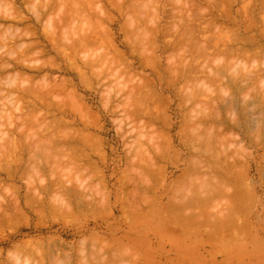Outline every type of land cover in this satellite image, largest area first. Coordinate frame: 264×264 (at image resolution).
<instances>
[{
	"label": "rangeland",
	"instance_id": "1",
	"mask_svg": "<svg viewBox=\"0 0 264 264\" xmlns=\"http://www.w3.org/2000/svg\"><path fill=\"white\" fill-rule=\"evenodd\" d=\"M0 1V44L3 43L0 45V59L4 58V62H0L3 64V67L0 65V80L3 83L0 86L7 80L6 86L0 88V92H5L2 95L7 97L0 96V101L8 99L6 101L11 102L12 99L15 102L8 106L5 101V106L0 109L1 112L2 107L7 109L5 113H1L0 119V125H4L1 126L0 132V210L3 209L0 211V264L20 263L17 258H23L24 264H54L57 259L61 262L56 261L55 264H264V0H193L194 5L192 0H146L150 2L147 8H144L147 4L140 5L141 0H110L111 3L108 0H99L97 3L95 1L98 0H91L95 5L90 1L88 3V0H72L75 1L74 5L71 0L65 2L67 5L63 3L64 0H50L53 2L50 3L51 7L47 0H43L46 5L42 0ZM8 8H12L13 12ZM3 11H8V14L2 15ZM10 15L12 19L8 18ZM51 24L52 26H49ZM177 29L180 31L177 32ZM86 33H90V36L88 34L83 37ZM5 34L10 40H6ZM10 37L17 41L11 40ZM82 38L86 40V44ZM72 44L74 47H71ZM20 45H24L21 46L22 49ZM28 45L33 48L30 49ZM2 46H5V49L7 46L9 51ZM27 48L29 50L26 52L24 49ZM21 50H24L23 53ZM25 55L28 57L23 58ZM17 56H22L18 60L19 64L21 62L20 66L16 64ZM7 57L9 59H6ZM99 57V62L94 60ZM5 59L9 60L8 64ZM28 59L29 62H26ZM90 59L92 61L89 62ZM87 62L88 65L85 64ZM91 64L95 66L91 67ZM95 74H98L97 77ZM246 75H250L252 80L246 77L243 81ZM17 82H20V89ZM24 97L28 100L23 101ZM14 106H18V109ZM34 106V112L39 111L37 115L32 111ZM44 110V114H40ZM143 110H146V113ZM216 111L221 116L217 114L216 117ZM147 112L149 115H146ZM4 114L7 116L3 118ZM54 114L55 119H52ZM32 115L37 118L31 117ZM218 117H222L223 122ZM22 118L25 120L22 121ZM32 120H35L34 123ZM42 120L45 124L48 123L47 127H44ZM26 121L29 122L26 124ZM39 121L43 123L41 126ZM50 122H53L52 126ZM59 122L62 124L58 126ZM54 124L58 126V130ZM27 125L33 126L30 127L32 129H28ZM219 125L221 128L216 130L222 132H215L214 128ZM37 126L40 129L36 128ZM19 127L33 132L27 133V129L20 131ZM211 127H214L213 131ZM205 129L207 134L203 132ZM210 129L211 132L224 136V141H219V145L223 143L219 146L220 149H215L214 146L218 139H214V142L217 141L213 145L210 141L212 137L221 138V135L215 137L216 134L211 133ZM148 130H151L153 136H159V139H156V136L155 139L150 137ZM199 130H203L202 133H199ZM43 132L50 136L55 135L53 141H48L49 146L44 143L47 140L42 137L48 135ZM74 132H77L78 136ZM66 133H74L77 138H72L73 134H70L73 140L69 141V134ZM210 134L214 136L208 137ZM50 136L48 138L52 139ZM15 137L16 139H13ZM30 139H33V143ZM39 139L40 143L43 142L40 146L45 144L43 149L49 147L50 151L46 148L43 154V149L39 150L41 147L37 149ZM153 140L155 142H152ZM88 141L92 144L89 145ZM91 141L96 144L93 145ZM227 141L229 145L226 144ZM29 142L31 147H28ZM56 146L65 152L53 150ZM15 150L17 152H14ZM51 150L52 153L56 152L54 155L59 151L63 154H68L69 151L70 153L68 157H59L61 160L57 162L53 161L55 159L52 158L54 155ZM217 150L222 158L223 155L226 156L225 160L220 158ZM78 151L85 153L79 154ZM3 153L7 155L4 156ZM71 153L73 157L79 154V160L76 157L70 158ZM9 154L13 155V159L9 160ZM144 157H148V160ZM14 159H19V163ZM26 162L28 163L25 164ZM55 162L60 163L59 167L66 162L67 167L61 166L63 170H60ZM222 163H225V166ZM233 164L236 165L235 168ZM155 165H159V168ZM230 165L232 166L229 167ZM54 166L57 169L53 170ZM74 166L79 169L76 168V171ZM223 167L229 171H225ZM155 170L160 171L162 175L160 172L157 174ZM9 172L11 176L8 175ZM211 187L218 189L213 190ZM251 187L252 192H256H253V196L249 192ZM219 188L225 192L223 190L221 193ZM66 190V198L61 199L65 197L63 195ZM70 192L72 193L69 194ZM33 194H36L35 198ZM208 197L215 200L211 202L212 199L207 200ZM197 199L200 201L197 202ZM204 200L208 202L209 207H206L207 202ZM44 201L46 202L43 203ZM61 201L63 205L67 202L65 207L60 204ZM148 202L152 203L148 205ZM134 205L139 206L140 211L139 207L136 209ZM141 206L144 208L141 209ZM17 207L20 208L19 211ZM6 208L8 212L4 211ZM34 208H38V211ZM41 208L44 210L39 211ZM59 208L63 209L59 211ZM230 208L244 214L241 213L240 216ZM64 209H69L70 214ZM228 211H231L234 218L230 217ZM63 212L64 214H60ZM218 227H221L219 233ZM228 227L232 228L227 233ZM27 246L34 247L29 250ZM25 251L28 256L24 255ZM53 254H57L56 257ZM25 259H29L30 263H26ZM53 259L56 260L53 262ZM45 260L46 263H43Z\"/></svg>",
	"mask_w": 264,
	"mask_h": 264
},
{
	"label": "bare ground",
	"instance_id": "2",
	"mask_svg": "<svg viewBox=\"0 0 264 264\" xmlns=\"http://www.w3.org/2000/svg\"><path fill=\"white\" fill-rule=\"evenodd\" d=\"M42 1H43V0H42ZM42 1H41V3H42ZM45 1H46V0H45ZM58 1H60V0H58ZM61 1H63V0H61ZM69 1H70V0H69ZM77 1H78V0H77ZM82 1H83V0H82ZM89 1H90V2H93V1H91V0H88V3H89ZM108 1H109V3H111L110 0H108ZM118 1H119V0H118ZM138 1H140V0H138ZM145 1H146V0H145ZM151 1H152V0H151ZM183 1H184V0H183ZM0 2H1V1H0ZM47 2L49 3V7H51V6H50V3L52 4L53 2H51L50 0H49V1L47 0ZM65 2H67V0H64V1H63V3H65ZM71 2H72V4L74 5V2H75V1H72V0H71ZM71 2H70V3H71ZM79 2L81 3V1H79ZM79 2H78V3H79ZM84 2H85V1H84ZM95 2L97 3V2H99V0H98V1H95ZM95 2H93V4H94ZM133 2H134V1H133ZM147 2H148V3H147ZM186 2H187V4H188V1H186ZM1 3H2V2H1ZM48 3H47V5H48ZM58 3H59V2H58ZM61 3H62V2H61ZM63 3H62V4H63ZM80 3H79V5H80ZM112 3H113V2H112ZM116 3H117V2H116ZM138 3H139V2H138ZM142 3H144L145 5L147 4L146 7H144V8L149 7V6H148L149 3H150L149 1H146V3H145L144 1L142 2V0H141L140 5H141ZM151 3H152V2H151ZM153 3H155V1H153ZM191 3H192V5H194V4H193V3H194L193 0H192ZM43 4L46 5L44 1H43ZM81 4H82V3H81ZM90 4H92V3H90ZM117 4H118V3H117ZM195 4H196V3H195ZM44 5H43V6H44ZM65 5H67V4L65 3ZM68 5H69V2H68ZM94 5H95V4H94ZM114 5H116V4H114ZM145 5H144V6H145ZM150 5H151V4H150ZM3 6H5V4H3ZM7 6H9V5H7ZM69 6H70V5H69ZM90 6H91V5H90ZM189 6H190V5H189ZM0 7H2V5H1ZM34 7H35V6H34ZM72 7H74V6H72ZM95 7H96V6H95ZM151 7H152V5H151ZM82 8H83V7H82ZM88 8H89V4H88ZM92 8H94L93 5H92ZM2 9H3V8H2ZM8 9L10 10V9H12V8H8ZM8 9H7V10H8ZM43 9H44V8H43ZM46 9H47V7H46ZM46 9H45V10H46ZM50 9H52V8H50ZM84 9H85V8H84ZM0 10H1V9H0ZM9 10H8V11H9ZM48 10H49V8H48ZM89 10H90V9H89ZM148 10H149V9H148ZM5 11H6V10H5ZM8 11H7V12H4V11H3L4 13H2V15H3V14L5 15V13L8 14ZM14 11H15V10H14ZM46 11H47V10H46ZM46 11H45V12H46ZM90 11H91V10H90ZM1 12H2V10H1ZM11 12H13V9H12ZM15 12H16V11H15ZM15 12H14V14H15ZM33 12L35 13L36 11H33ZM39 12H40V11H39ZM146 12H147V11H146ZM9 13H10V11H9ZM47 13H48V12H47ZM7 14H6V15H7ZM40 14H43V13H40ZM45 14H46V13H45ZM45 14H43V15H45ZM69 14H70V13H69ZM147 14H148V13H147ZM11 15H13V13H11ZM11 15H10V17L8 16L9 19L12 17ZM37 15H38V14H37ZM43 15H42L41 17H43ZM71 15H72V13H71ZM224 15H225V12H224ZM226 15H227V14H226ZM226 15H225V17H226ZM13 16H15V15H13ZM146 16H147V15H146ZM146 16H144V17H146ZM153 16H154V15H153ZM153 16H152V17H153ZM229 16H230V15L228 14V17H229ZM41 17H40V18H41ZM148 17H149V16H148ZM148 17H147V18H148ZM152 17H151V18H152ZM228 17H227V18H228ZM2 18H3V17H2ZM149 18H150V17H149ZM154 18H155V17H154ZM154 18H153V19H154ZM230 18H231V17H230ZM3 19H4V18H3ZM11 19H12V18H11ZM68 19H69V18H68ZM36 20H40V19H37V18H36ZM144 20H145V19H144ZM188 21H189V20H188ZM40 22H41V20H40ZM19 23H20V22H19ZM38 23H39V22H38ZM50 23H51V22H50ZM84 23L86 24V22H84ZM212 23H213V22H212ZM53 24H54V23H53ZM188 24H189V23H188ZM188 24H187V25H188ZM83 25H84V24H83ZM207 25H209V24H207ZM213 25H216V23H213ZM49 26H52V24L49 25ZM49 26H48V27H49ZM98 26H100V25H98ZM174 26H175V25L172 26L173 29H174ZM247 26H248V25H247ZM84 27H85V26H84ZM177 27H178V26H177ZM184 27H185V26H184ZM184 27H183V28H184ZM191 27H192V26H190V32H191ZM207 27H209V26H207ZM207 27H206V28H207ZM245 27H246V26H245ZM50 28H51V27H50ZM53 28H55V27H53ZM53 28H52V29H53ZM65 28H66V27H65ZM172 28H171V29H172ZM202 28H204V27H202ZM8 29H10V28H8ZM13 29H15V27H13ZM66 29H67V28H66ZM184 29H185V28H184ZM193 29H194V28H193ZM204 29H205V28H204ZM204 29H203V30H204ZM10 30H11V29H10ZM141 30H142V29H141ZM206 30H207V29H206ZM30 31H31V30H30ZM32 31H33V30H32ZM91 31H92V30H91ZM97 31H98V29H97ZM179 31H180V30H179ZM179 31H178V29H177V32H179ZM188 31H189V30H188ZM188 31H187V32H188ZM66 32H67V31H66ZM98 32H99V31H98ZM175 32H176V30H175ZM192 32H193V31H192ZM195 32H196V30H195ZM197 32H200V31H197ZM263 32H264V30H263ZM1 33H2V32H1ZM193 33H194V32H193ZM2 34H3V33H2ZM2 34H1V35H2ZM6 34H7V33H6ZM6 34H5L4 36H6V40H7V39H9V38H8L9 36H7ZM11 34H12V32H11ZM24 34H26V31L24 32ZM24 34H23V35H24ZM29 34H30V33H29ZM34 34H35V32H34ZM86 34H87V33H86ZM86 34H84L85 36H84V35H82V36H83V37H86V36H88V34H89V36H90V33H88L87 35H86ZM96 34H97V33H96ZM180 34H181V33H180ZM184 34H185V33H184ZM186 34H187V33H186ZM263 34H264V33H263ZM12 35H13V34H12ZM31 35H32V34H31ZM32 36H34V35H32ZM32 36H30V37H32ZM185 36H186V35H185ZM13 37H14V35H13ZM20 37H22V39H24L23 36H20ZM24 37H25V36H24ZM28 37H29V36H28ZM28 37H26V38H28ZM10 38H11V37H10ZM17 38H18V35H17L16 39H17ZM82 39H83V38H82ZM82 39H80V40H82ZM2 40H4V39H2ZM9 40H10V39H9ZM9 40H8V41H9ZM11 40H14V39L11 38ZM80 40H79V41H80ZM83 40H84V39H83ZM14 41H17V40H14ZM14 41H13V42H14ZM85 41H86V40H84V43H85ZM2 42H4V41H2ZM6 42H7V41H6ZM80 42L82 43V41H80ZM251 42H252V41H251ZM17 43H18V42H17ZM78 43H79V42H78ZM84 43H82V44H84ZM253 43H254V42H253ZM2 44H3V43H1L0 45H2ZM20 44H21V43H20ZM66 44H67V43H66ZM76 44H77V41H76ZM79 44H80V43H79ZM85 44H86V43H85ZM4 45H6L5 42H4ZM7 45H8V44H7ZM24 45H25V44H24ZM24 45H20V48L22 49V47H23ZM21 46H22V47H21ZM31 46H32V45H31ZM83 46H84V45H83ZM2 47H4V49H5V46H2ZM18 47H19V46H18ZM25 47H26V46H25ZM27 47L30 48L29 45H28ZM71 47H74V44H72ZM0 48H1V47H0ZM7 48H8V47L6 46V49H5V50L9 51V48H8V49H7ZM32 48H33V47H32ZM32 48H30V49H32ZM261 48H262V47H261ZM263 48H264V47H263ZM11 50H12V49H10V51H11ZM14 50H15V49H14ZM24 50L27 52V50H29V49L27 48V49H24ZM24 50H21V52L24 51ZM262 50H263V49H262ZM242 51H243V50H242ZM263 51H264V50H263ZM16 52H17V51H16ZM243 52H244V51H243ZM245 52H246V50H245ZM1 53H2V52H1ZM9 53H10V52H9ZM11 53H12V51H11ZM22 53H23V52H22ZM263 53H264V52H263ZM7 54H8V53H7ZM7 54H6V55H7ZM13 54H14V52H13ZM24 54H27V53H24ZM28 54H29V52H28ZM4 55H5V54H4ZM6 55H5V56H6ZM7 56H9V54H8ZM22 56H23V55H22ZM22 56H20V57L17 56V63L15 62L16 64H19V63H18V60H20V58H21ZM25 56H26V57H23V58H27V57H28V55H25ZM9 57H10V56H9ZM14 58H15V57H14ZM23 58H22V59H23ZM97 58H98V57H97ZM103 58H104V57H103ZM103 58H102V59H103ZM105 58H106V57H105ZM105 58H104V59H105ZM1 59H2V58H1ZM1 59H0V60H1ZM3 59H4V58H3ZM3 59H2V61H0V62H4ZM6 59H9V58L7 57ZM6 59H5V61H7ZM100 59H101V57H99L98 60H96V59H94V60L99 62ZM104 59H103V61H104ZM26 60H27V59H26ZM70 60H71V59H70ZM8 61H9V60H8ZM8 61L6 62L7 64H8ZM12 61H13V60H12ZM30 61H31V60H30ZM87 61H88V60H87ZM90 61H92V60L90 59L89 62H90ZM95 61H94V62H95ZM19 62H20V61H19ZM26 62H29V59H28V61H26ZM94 62H93V63H94ZM101 62H102V61H101ZM101 62H100V64H102ZM30 63H31V62H30ZM91 63H92V62H91ZM95 63H96V62H95ZM4 64H5V63H4ZM20 64H21V62H20ZM20 64H19V66H20ZM85 64L88 65V62L85 63ZM96 64H98V63H96ZM104 64H105V63H104ZM104 64H103V65H104ZM107 64H108V63H107ZM0 65H1V64H0ZM2 65H3V64H2ZM2 65H1V66H2ZM1 66H0V67H1ZM5 66H6V65H5ZM14 66H15V65H14ZM84 66H85V65H84ZM89 66H90V65H89ZM89 66H88V67H89ZM92 66H93V65L91 64V67H92ZM94 66H95V65H94ZM94 66H93V67H94ZM236 66H237V65H236ZM236 66H235V69H236ZM2 67H3V66H2ZM2 67H1V68H2ZM27 67H28V66H27ZM6 68H7V66H6ZM6 68H5V70H6ZM100 68H101V67H100ZM244 68H245V67H244ZM244 68H243V69H244ZM37 69H38V68H37ZM95 69H96V68H95ZM31 70H32V69H31ZM0 71H1V70H0ZM2 71H3V69H2ZM263 72H264V71H263ZM97 75H98V74H95L96 77H97ZM258 75H259V74H258ZM260 75H261V74H260ZM260 75H259V76H260ZM249 76H250V75H246V76H244L245 78H243L242 80L245 81L247 78H248V80H250L252 77L249 78ZM256 76H257V75H256ZM262 76H264V74H263ZM246 77H247V78H246ZM256 78H257V77H256ZM12 79H13V78H12ZM244 79H245V80H244ZM9 80H10V79H9ZM14 80H16V79H14ZM251 80H252V79H251ZM262 80H263V79H262ZM2 81H3V80H2ZM6 81H7V80H6ZM6 81H5V83H6ZM18 81H19V80H18ZM10 82H11V81H10ZM15 82H16V81H15ZM258 82H259V80H258ZM260 82H261V80H260ZM1 83H2V82H1V80H0V85H1ZM5 83H4L3 86H6ZM8 83H9V82H8ZM2 84H3V83H2ZM9 84H10V83H9ZM11 84H12V83H11ZM14 84H15V83H14ZM16 84H18V82H17ZM19 84H20V82H19ZM19 84H18L17 87H19ZM21 84H22V82H21ZM22 85H23V84H22ZM3 86H0V88H1V87L3 88ZM14 86H15V85H14ZM13 88H14V87H13ZM21 88L23 89V87H21ZM9 89H10V88H9ZM11 89H12V88H11ZM11 89H10V90H11ZM18 89H20V87H19ZM22 89H21V90H22ZM14 90L17 91V89H15V88H14ZM27 90H28V89H27ZM0 91H1V89H0ZM31 91H32V89H31ZM33 91H34V89H33ZM51 91H52V90H51ZM12 92H13V90H12ZM17 92H19V91H17ZM56 92H57V91H56ZM0 93H1V94H0L1 97H7V96H5L4 94L2 95V93H5V92H0ZM8 93H9V92H8ZM8 93H7V94H8ZM19 93H20V92H19ZM27 93H28V92H26V94H27ZM53 93H54V92H52V94H53ZM57 93H58V92H57ZM60 93H61V92H60ZM60 93H58V94H60ZM7 94H6V95H7ZM9 94H10V93H9ZM15 94H16V93H15ZM24 94H25V93H24ZM36 94H37V93H36ZM36 94H35V95H36ZM20 95H21V94H20ZM27 95H28V94H27ZM33 95H34V94H32V97H34ZM37 95H38V94H37ZM8 96H9V95H8ZM22 97H23V96H22ZM32 97H31V98H32ZM38 97H39V96H38ZM17 98H18V94H17ZM17 98H16V99H17ZM25 98H27V97H24V98H23V101L28 100V99H25ZM35 98H36V97H35ZM9 99H10V97H9ZM18 99H19V98H18ZM36 99H37V98H36ZM6 100H8V99H6ZM6 100H2V101L5 102ZM30 100H31V99H30ZM9 101H10V100H9ZM9 101H6V102H8V106H10L12 103H13V104L15 103V102H13L12 99H11V102H12V103L9 102ZM21 101H22V100H20V102H21ZM39 101H40V100H39ZM39 101H38V102H39ZM0 102H1V101H0ZM3 102H1V103H3ZM6 102H5V103H6ZM40 102H41V101H40ZM1 103H0V109H1V106H5L4 103H3L2 105H1ZM9 103H10V104H9ZM22 103H23V102H22ZM32 103H33V102H32ZM42 103H44V102H42ZM42 103H41V104H42ZM13 104H12V105H13ZM36 104H37V103H36ZM44 104H45V103H44ZM44 104H43V105H44ZM17 105H18V104H17ZM31 105H32V104H31ZM45 105H46V107H48L47 104H45ZM22 106H23V105H22ZM22 106H21V108L24 109V107H22ZM25 106H26V104H25ZM36 106H37V105H36ZM49 106H50V105H49ZM51 106H52V105H51ZM6 107H7V104H6ZM14 107H15L16 109H18V106H17V107L14 106ZM28 107H29V106H28ZM37 107H38V106H37ZM2 108H3V111H2V112L5 113V110H7V109H5V107H2ZM7 108H8V107H7ZM15 108H13V110H14ZM21 108H20V109H21ZM26 108H27V107H26ZM29 108H30V107H29ZM41 108H42V106H41ZM44 108H45V107H44ZM48 108H49V107H48ZM51 108H53V107H51ZM30 109H32V108H30ZM30 109H29V111H30ZM33 109H34V110H32L33 112L36 111V110H35V106H34ZM39 109H40V108H39ZM42 109H43V108H42ZM40 110H41V109H40ZM21 111H23V110H21ZM144 111H145V112H144ZM148 111H149V110H148ZM2 112H1V110H0V115H1L0 119L2 118V114H3ZM23 112H24V111H23ZM30 112H31V111H30ZM30 112H28V114H29ZM38 112H39V111H37V113H36V112H34V113L37 115ZM44 112H45V110L42 111V112H40V114H41V113L44 114ZM143 112L146 113V110H143ZM216 112H217V111H216ZM216 112H215V115H216V117H217V116L219 115V114H218L219 112H217V113H216ZM1 113H2V114H1ZM34 113H33V114H34ZM67 113H68V112H67ZM147 113H148V112H147ZM24 114H26V112H25ZM28 114H27V115H28ZM30 114H31V113H30ZM30 114H29V115H30ZM40 114H39V115H40ZM51 114H53V113H51ZM51 114H50V115H51ZM217 114H218V115H217ZM27 115H26V116H27ZM36 115H34V116L32 115L31 117H34V118H35ZM45 115H47V114H45ZM50 115H49V116H50ZM146 115H149V113L146 114ZM4 116H7V114H6V115L4 114V115H3V118H4ZM12 116H13V115H12ZM24 116H25V115H24ZM219 116H221V115H219ZM8 117H9V116H8ZM8 117H7V119H8ZM10 117H11V115H10ZM10 117H9V118H10ZM20 117H21V116H20ZM41 117H42V116H41ZM43 117H44V116H43ZM47 117H48V116H47ZM147 117H148V116H147ZM27 118H28V117H27ZM27 118H26V120H27ZM29 118H30V117H29ZM36 118H37V117H36ZM38 118L41 119L40 117H38ZM44 118H46V117H44ZM51 118H52V117H51ZM218 118H219V117H218ZM221 118H222V117H221ZM221 118H219V119L221 120ZM11 119H13V118L11 117ZM20 119H21V118H20ZM23 119H24V118H22V121H23ZM39 119H38V120H39ZM52 119H55V114H54V118H52ZM24 120H25V119H24ZM222 120H223V119H222ZM222 120H221V122H223ZM10 121L13 122V120H10ZM33 121H35V120H32V122H33ZM43 121H44V120H42L41 122H43ZM51 121H52V120H51ZM59 121H60V120H59ZM215 121H216V120H215ZM253 121H254V120H253ZM261 121H262V120H261ZM12 122H8V123L10 124V123H12ZM27 122H29V121H26V124H27ZM48 122H49V120H48ZM147 122H148V121H147ZM218 122H219V121H218ZM218 122H217V123H218ZM247 122H248V121H247ZM262 122H263V121H262ZM18 123L20 124V122H18ZM21 123H22V122H21ZM30 123H31V122H30ZM33 123H34V122H33ZM35 123H36V122H35ZM50 123H51L50 125L52 126V125H53V124H52L53 122H50ZM60 123H61V122H59L57 125L59 126V125L62 124V123H61V124H60ZM235 123H236V122H235ZM249 123H250V122H249ZM254 123H255V122H254ZM0 124H1V122H0ZM4 124H5V123H4ZM19 124H17V125H19ZM22 124H24V122H23ZM28 124H29V123H28ZM39 124H40V126H41V124H43V123H40V121H39ZM55 124H56V123H55ZM55 124H54V126H55ZM83 124H86V123H83ZM215 124H216V123H215ZM218 124H219V123H218ZM218 124H217V125H218ZM220 124H221V126H222V123H220ZM236 124H237V123H236ZM258 124H259V123H258ZM2 125H3V123H2ZM2 125H0V132H1V126H2ZM15 125H16V124H15ZM35 125H36V124H35ZM44 125H45L44 127H47L46 125H48V123L45 124V121H44ZM198 125H199V124H198ZM198 125H197V126H198ZM217 125H216V126H217ZM238 125H239V124H238ZM238 125H237V126H238ZM248 125H249V124H248ZM248 125H247V126H248ZM3 126H4V125H3ZM21 126H22V125H21ZM27 126H28V125H27ZM38 126H39V125H38ZM38 126H37L36 128H38ZM40 126H39V127H40ZM54 126H53V127H54ZM58 126H55V127H57V130H58ZM143 126H144V125H143ZM143 126H142V127H143ZM194 126H195V125H194ZM197 126H195V127H197ZM221 126L219 125L218 127H215V128H214V127H211V128H212V131H213L214 129L216 130V129L219 128V127L221 128ZM237 126H235V127H237ZM15 127H16V126H15ZM28 127H29V126H28ZM30 127H33V126H30ZM30 127H29L28 129H32V128H30ZM44 127H43V128H44ZM55 127H54V128H55ZM61 127H63V126H61ZM84 127H85V126H84ZM86 127H87V126H86ZM251 127H252V126H251ZM251 127H250V128H251ZM259 127H260V126H259ZM261 127H262V124H261ZM263 127H264V126H263ZM7 128H8V127H7ZM25 128H26V127H25ZM40 128H41V127H40ZM40 128H38V129H40ZM43 128H42V129H43ZM51 128H52V127H51ZM51 128H50V130H52ZM198 128H200V127H198ZM213 128H214V129H213ZM14 129H17V128H14ZM21 129L23 130L24 128H20V127H19L18 130L21 131ZM26 129H27V128H26ZM26 129H24V130H26ZM28 129H27V130H28ZM38 129H36V130H38ZM46 129H47V128H46ZM46 129H45V131H46ZM48 129H49V128H48ZM85 129H86V128H85ZM87 129H88V128H87ZM87 129H86V130H87ZM203 129H204V128H203ZM207 129H208V128H207ZM233 129H234V128H233ZM246 129H247V128H246ZM254 129H255V127H254ZM254 129H253V131L255 132ZM153 130H154V129H153ZM155 130H156V129H155ZM200 130H201V129H200ZM200 130H199V133H202L203 130H202V131H200ZM247 130H248V129H247ZM42 131H43V130H42ZM59 131H60V130H59ZM59 131H58V132H59ZM148 131H149V130H148ZM148 131H147V132H148ZM150 131H151V130H150ZM150 131H149V133H150L149 135H151L150 137H153V138H154L156 135L153 136V135L151 134ZM156 131H157V130H156ZM196 131H197V130H196ZM217 131H218V130H216L215 132H217ZM220 131H221V130H220ZM220 131H218V132H220ZM253 131H252L251 133H253ZM17 132H18V131H17ZM17 132H16V133H17ZM23 132H24V134H25V131H23ZM23 132H21V133L23 134ZM26 132H27V131H26ZM29 132L32 133L33 131L28 130L27 133H29ZM39 132H41V130H39ZM39 132H38V133H39ZM46 132H48V131H46ZM46 132H43V134H44V135H48V133L45 134ZM53 132H54V131H53ZM56 132H57V131H56ZM61 132H62V131H61ZM77 132H78V131H77ZM77 132H74V133L77 135ZM79 132H80V131H79ZM142 132H143V130H142ZM144 132H146V131H144ZM147 132H146V133H147ZM153 132H154V131H153ZM153 132H152V133H153ZM203 132H205V133L207 134L206 129H205V131H203ZM208 132H209V129H208ZM210 132H211V129H210ZM215 132H211V133H215ZM221 132H222V131H221ZM259 132H262V131H259ZM16 133H15V134H16ZM18 133H19V132H18ZM36 133H37V132H36ZM62 133H63V132H62ZM62 133H61V134H62ZM74 133H72V134H73V137H72V138H74V137L76 136ZM157 133H158V132H157ZM248 133H249V132H248ZM15 134H14V135H15ZM43 134H42V135H43ZM49 134H50V133H49ZM53 134H56V133H53ZM53 134H52V135H53ZM59 134H60V133H59ZM61 134H60V135H61ZM66 134L68 135L69 133H66ZM66 134H64V135H66ZM70 134H71V133H70ZM70 134H69V141H70V139H72V138H70ZM72 134H71V135H72ZM215 134H216V133H215ZM249 134H250V133H249ZM262 134H263V132H262ZM38 135H40V134H38ZM85 135H86V134H84L83 136H85ZM89 135H91V134H89ZM144 135H147V134H144ZM144 135H143V137H145ZM211 135L214 136V134H210V135H207V136L209 137V136H211ZM217 135H218V136L221 135V136H220L221 138H219V137H218V138H214V137L211 136L213 141H212V140L210 141L211 143L213 142V143L211 144V145H213V144L217 141V140H216V141L214 142V139H218V141H217L218 143H217V144H216V143L214 144L215 149H216V148L218 149L219 146H221V145L223 144V143H221V144L219 145V141H221V142L224 141V140H223V137H224V136H223L221 133H220V134H219V133L216 134L215 137H217ZM224 135H225V134H224ZM23 136H25V135H23ZM35 136H37V135H34V137H35ZM49 136H50V135H48V137H49ZM54 136H55V135H54ZM54 136H50V138H52V139H49L47 136H46L47 139H46L45 136H44V137L41 136L42 138H45L44 140H45V141L47 140V142H44V140H42V138H40L39 136H38V137H39L44 143L47 144V143H49L48 141H53ZM56 136H57V135H56ZM77 136H78V135H77ZM77 136H76V138H77ZM87 136H88V134H87ZM139 136H140V135H139ZM147 136H148V135H147ZM147 136H146V137H147ZM205 136H206V135H205ZM222 136H223V137H222ZM233 136H234V135H233ZM2 137H3V136H2ZM2 137H1V138H2ZM18 137H19V136H18ZM29 137H30V136H29ZM29 137H28V138H29ZM34 137H32V138H34ZM38 137H37V139H38ZM62 137H64L63 134H62ZM85 137H86V136H85ZM89 137H90V136H89ZM141 137H142V134H141ZM156 137H158V138H156V139H159V136H156ZM160 137H161V136H160ZM250 137H251V136H250ZM26 138H27V137H26ZM59 138H60V136L58 137V139H59ZM64 138H65V137H64ZM64 138H63V139H64ZM66 138H67V137H66ZM79 138H80V137H79ZM83 138H84V137H83ZM153 138H152V139H153ZM254 138H256V137H254ZM13 139H16V137L13 138ZM34 139H35V138H34ZM40 139H39V140H40ZM58 139H57V141H58ZM60 139H62V138H60ZM60 139H59V140H60ZM84 139H85V138H84ZM87 139H88V138H87ZM147 139L149 140V138H147ZM154 139H155V138H154ZM220 139H222V140H220ZM250 139H251V138H250ZM17 140H18V139H17ZM17 140H16V141H17ZM32 140H33V139H32ZM32 140L30 139L31 142H32ZM35 140H36V139H35ZM41 140H40L38 143L35 142V143H37V144L39 145V146H37V149H39L38 147H41L40 145L43 143V142L40 143ZM64 140L67 141L66 139H64ZM72 140H73V139H72ZM72 140H71V141H72ZM81 140H83V139H81ZM92 140H93V139H92ZM226 140H227V139H226ZM16 141H13V142L16 143ZM54 141H55V140H54ZM57 141H56V142H57ZM60 141H61V140H60ZM65 141H64V142H65ZM93 141H95V140H93ZM93 141H91V142H93ZM156 141H157V140H156ZM188 141H190V140H188ZM8 142H10V140H9ZM56 142H55V144H56ZM58 142H59V141H58ZM62 142H63V140H62ZM64 142H63V143H64ZM77 142H78V141H77ZM79 142H80V141H79ZM83 142H84V140H83ZM83 142H80V143H83ZM88 142H89V145L92 144V143H90V141H88ZM96 142H97V141H96ZM152 142H155V141L153 140ZM157 142H158V141H157ZM190 142H191V141H190ZM228 142H229V141H227L226 144L229 145ZM17 143H18V141H17ZM17 143H16V144H17ZM32 143H33V142H32ZM53 143H54V142H53ZM53 143H52L51 145H53ZM60 143H61V142H60ZM94 143H95V142H93V145L96 144V143H95V144H94ZM158 143H159V142H158ZM12 144H13V143H12ZM24 144H25V143H24ZM29 144H30V142H29ZM57 144L59 145V143H57ZM57 144H56V145H57ZM67 144H68V142H67ZM69 144H70V143H69ZM156 144H157V143H156ZM156 144H154V145H156ZM187 144H188V142H187ZM224 144H225V142H224ZM13 145H15V144H13ZM17 145H18V144H17ZM26 145H27V144H26ZM33 145H34V144H32V146H33ZM44 145H45V144H44ZM44 145H43V147H44ZM73 145H74V144H73ZM84 145H85V144H84ZM87 145H88V143H87ZM89 145H88V146H89ZM93 145H92V147H94ZM217 145H218V147H216ZM10 146H11V145H10ZM29 146L31 147V144L28 145V147H29ZM35 146H36V145H35ZM47 146H49V145L47 144ZM60 146H61V145H60ZM66 146H67V145H66ZM75 146H76V145H74V147H75ZM77 146H78V145H77ZM79 146H80V145H79ZM97 146H98V145H97ZM99 146H100V144H99ZM137 146H138V145H137ZM140 146H142V145H140ZM143 146H144V145H143ZM152 146H153V145H152ZM21 147H23V146L21 145ZM43 147H41L39 150L41 151V149H43ZM80 147H81V146H80ZM84 147H86V146H84ZM150 147H151V146H150ZM155 147H156V146H154V148H155ZM224 147H226V145H224ZM228 147H229V146H228ZM236 147H237V145H236ZM13 148L16 149L15 146H14ZM13 148H12V150H14ZM46 148H47V147H46ZM46 148L43 149V151H44L43 154H45V152H46ZM48 148H49V147H48ZM48 148H47V151H50L51 148H50L49 150H48ZM53 148H55V147H53ZM53 148H52V149H53ZM72 148H73V147H72ZM81 148H82V147H81ZM90 148H91V146H90ZM96 148H97V147H96ZM96 148H95V149H96ZM145 148H148V147L145 146ZM156 148H157V147H156ZM211 148H213V146H212ZM29 149H30V148H29ZM35 149H36V148H35ZM57 149H59V146H58V148H57V146H56V149H53V150L56 151ZM69 149H71V148H69ZM84 149H85V148H83V151H85ZM142 149H144V148H142ZM142 149H141V151H143ZM152 149H153V147H152ZM152 149H150V150H152ZM219 149H220V148H219ZM228 149H229V148H227V150H228ZM17 150H18V149H17ZM59 150H60V149H59ZM81 150H82V149H81ZM92 150H93V149H92ZM147 150H148V149H147ZM213 150H214V149H213ZM213 150H212V154H213ZM227 150H226V151H227ZM238 150H240V149H238ZM242 150H243V149H242ZM242 150H241V151H242ZM9 151H11V149H9ZM9 151H7V152H9ZM30 151H31V150H30ZM43 151H42V152H43ZM55 151H53V153H54ZM60 151H62V150H60ZM60 151H59V153H57V155H54V154H56V152H58V150H57L54 154L52 153V150H51V153L54 155V156L52 155V156H53L52 158L55 159V160L52 159L53 161H57V162H58L59 160H61L60 158H62L63 155H65V156H64V158H65L66 155H67V157H68V154L70 153V151H69L68 154H63L62 152H65V151H62L61 153H60ZM71 151H72V150H71ZM74 151H76V150H74ZM156 151H157V150H156ZM159 151H160V150H159ZM161 151H163V150H161ZM217 151H218V150H217ZM217 151H215V152L217 153ZM244 151H245V150H244ZM246 151H247V150H246ZM7 152H4V153H7ZM11 152H12V151H11ZM11 152H9V153L11 154ZM14 152H17V151L15 150ZM22 152H23V151H22ZM78 152H79V151H78ZM80 152H81V151H80ZM80 152H79V154H80ZM149 152H150V151H149ZM149 152H148V153H149ZM215 152H214V153H215ZM4 153H3V154H4ZM19 153L22 154L21 152H18V154H19ZM24 153H25V152H24ZM31 153H32V151L30 152V154H31ZM33 153H35V152H33ZM76 153H77V152H76ZM82 153H85V152H81V154H82ZM87 153H88V152H87ZM87 153H86V155H87ZM162 153H163V152H162ZM218 153H219V151H218ZM10 154H9V155H10ZM12 154H13V153H12ZM14 154H15V153H14ZM18 154H17V155H18ZM41 154H42V153H41ZM59 154H60V156H59ZM73 154H74V153H73ZM79 154L76 155V156H74V157L78 158V160H79V158H80V157H79ZM219 154H220V153H219ZM239 154H241V153H239ZM245 154H246V153H245ZM6 155H7V154H6ZM6 155L4 154V156H6ZM17 155H16V156H17ZM32 155H33V154H32ZM39 155H40V152L38 153V156H37V157H39ZM84 155H85V154H83V156H84ZM226 155H227V152H226ZM21 156H22V155H21ZM25 156H26V155H25ZM29 156H31V155H29ZM49 156H50V155H49ZM49 156H48V158H49ZM56 156L58 157V159H56V158H57ZM70 156H71L70 158L73 157V156H72V153L70 154ZM77 156H78V157H77ZM88 156H89V153H88V155H87V159H88ZM143 156H144V155H143ZM146 156H147V155H146ZM154 156H155V155H154ZM219 156H221V154H220ZM223 156L226 157L225 155H223ZM230 156H231V155H230ZM242 156H243V155H242ZM10 157H11V158H10ZM10 157H9V160H10V159H13V158H12L13 155H10ZM17 157H18V156H17ZM23 157H24V156H22V158H23ZM50 157H51V156H50ZM55 157H56V158H55ZM59 157H60V158H59ZM74 157H73V158H74ZM90 157H91V156H90ZM141 157H142V156H141ZM159 157H160V156H159ZM224 157H223V158H224ZM5 158H6V157H5ZM19 158H20V156H19ZM28 158H29V157H28ZM70 158H68V160H70ZM144 158L148 160V157H147V158L144 157ZM149 158H150V156H149ZM220 158H222V156H221ZM223 158H222V159H223ZM227 158H228V157H227ZM30 159H31V158H30ZM150 159H151V158H150ZM150 159H149V162L152 163ZM152 159H153V158H152ZM154 159H156V158H154ZM190 159L193 160L191 157H190ZM190 159H189V160H190ZM194 159H195V157H194ZM229 159H230V158H229ZM232 159H233V157H232ZM7 160H8V159H7ZM14 160H15V159H14ZM18 160H19V159H18ZM18 160H15V161H17V162L19 163ZM21 160H22V159H21ZM21 160H20V162H21ZM26 160H27L28 162L31 161V160L29 161V159H26ZM49 160H50V159H49ZM52 160H51V162H52ZM63 160H65V159H63ZM74 160H77V159H74ZM147 160H146V161H147ZM196 160H197V158H196ZM223 160H225V158H224ZM223 160H222V161H223ZM262 160H263V159H262ZM15 161H14V162H15ZM81 161H82V160H81ZM226 161H227V160H226ZM226 161H225V162H226ZM17 162H15V163H17ZM22 162H23V161H22ZM22 162H21V164H22ZM28 162H26L25 164H27ZM35 162H36V161H35ZM57 162H55L54 164H56ZM66 162H67V161H66ZM66 162H65V165L63 164V165H61V166H66V167H67ZM74 162H75V161H74ZM77 162H78V163H77ZM77 162H76V163L79 164V161H77ZM84 162H85V161H84ZM157 162H159V161H157ZM157 162H156V163H157ZM236 162H237V161H236ZM15 163H14V164H15ZM60 163H62V162L60 161ZM60 163H57L56 166L59 167ZM82 163H83V162H82ZM94 163H95V162H94ZM146 163H148V162H146ZM218 163H221V162H218ZM218 163H217L216 166H218ZM226 163H227V162H226ZM234 163H235V162H234ZM237 163H238V162H237ZM237 163H236V165H237ZM239 163H240V162H239ZM58 164H59V165H58ZM67 164L70 165L69 163H67ZM73 164H75V163H73ZM73 164H71V165H73ZM222 164H223V163H222ZM230 164H232V162H231ZM15 165H16V164H15ZM18 165H19V164H18ZM22 165H23V164H22ZM29 165H30V164H29ZM91 165L93 166V161H92V164H91ZM95 165H96V164H95ZM150 165L152 166V164H149V165L147 164V166H150ZM223 165L225 166V163H224ZM223 165H222V166H223ZM233 165H234L233 168H235L236 165H235V164H233ZM238 165H239V164H238ZM240 165H241V164H240ZM242 165H244V164H242ZM242 165H241V166H242ZM61 166H60L59 168H60V170H63V168H61ZM78 166H79V165H78ZM216 166H215V167H216ZM231 166H232V165H230L229 167H231ZM16 167H17V166H16ZM19 167H21V166H19ZM71 167H72V166H71ZM88 167H89V166H88ZM95 167H96V166H95ZM153 167H154V166H153ZM153 167H152V168H153ZM155 167H158V168H159V165H158V166L155 165ZM161 167H162V166H161ZM213 167H214V166H213ZM220 167H221V165H220ZM237 167H239V166H237ZM2 168H3V167H2ZM59 168H58V170H59ZM68 168H70V167H68ZM73 168L76 169L77 166H74ZM89 168H92V169H93V167H89ZM96 168H97V167H96ZM221 168H222V167H221ZM223 168H224V167H223ZM240 168H241V167H240ZM18 169H19V168H18ZM26 169H27V168H26ZM54 169H57V168H55V166H54V167H53V170H54ZM77 169H79V168H77ZM77 169H76V171H77ZM80 169H81V168H80ZM153 169H154V168H153ZM206 169H207V168H206ZM210 169H211V167H210ZM215 169H216V168H215ZM215 169H214V172H215ZM217 169H218V168H217ZM224 169H226V168H224ZM3 170H5V168H4ZM10 170H11V169H10ZM12 170H13V169H12ZM58 170H57V171H58ZM81 170H82V169H81ZM85 170H87V169H85ZM90 170H91V169H89V171H90ZM161 170H163V168H162ZM201 170H203V169H201ZM201 170H200V171H201ZM212 170H213V169H212ZM212 170H211V172L214 173ZM219 170H220V169H219ZM227 170H228V169H226L225 171H227ZM234 170H235V169H234ZM236 170H237V169H236ZM6 171H8V169H6ZM96 171H97V170H96ZM203 171H204V170H203ZM222 171H223V170H222ZM222 171H219V172H222ZM228 171H229V170H228ZM10 172H12V171H10ZM10 172H9V174H8L9 176H11V173H10ZM59 172H61V171H59ZM80 172H81V171H80ZM82 172H84V170H82ZM87 172H88V171H87ZM91 172H93V171H91ZM91 172H90V173H91ZM155 172H157V170H155ZM159 172H160V171H158L157 174H159ZM162 172H163V171H162ZM205 172H206V171H205ZM237 172H239V171H237ZM241 172H242V171H241ZM64 173H65V172H64ZM64 173H63V175H64ZM85 173H86V172H85ZM94 173H96V172H94ZM160 173H161V172H160ZM13 174H14V173H13ZM13 174H12V175H13ZM15 174H16V173H15ZM23 174H25V172H24ZM61 174H62V173H61ZM76 174H77V173H76ZM88 174H89V173H88ZM163 174H164V173H163ZM246 174H247V173H246ZM63 175H62V176H63ZM82 175H83V174H82ZM82 175H81V176H82ZM94 175H97V174H94ZM98 175H99V174H98ZM98 175H97V176H98ZM160 175H162V173H161ZM209 175L211 176V174H209ZM214 175H215V174H214ZM214 175L212 174V176H214ZM13 176H14V175H13ZM13 176H12V177H13ZM20 176H21V175H20ZM87 176H88V175H86V177H87ZM232 176H233V175H232ZM232 176H231V177H232ZM243 176H245V175H243ZM90 177H91V175H90ZM92 177L94 178V176H92ZM95 177H96V176H95ZM81 178H82V177H81ZM227 178H228V177H227ZM8 179H9V178H8ZM12 179H13V178H12ZM42 179H43V177H42ZM210 179H211V177H210ZM77 180L80 181V180H82V179H80V180L77 179ZM91 180H93V179H91ZM84 181H85V180H82V182H84ZM203 181H204V180H203ZM203 181H202V182H203ZM148 183H149V182H148ZM150 184H151V182H150ZM150 184H149V187H151ZM200 184H201V181H200ZM205 185L207 186V184H205ZM249 185H250V184H249ZM55 186H56V187H59V186H57L56 184H55ZM60 186H61V185H60ZM142 186H143V185H142ZM162 186H163V185H162ZM162 186H161V187H162ZM185 186H188V185H184V187H185ZM247 186H248V185H247ZM252 186H253V185H252ZM42 187H45V186H42ZM50 187H51V186H50ZM144 187H145V186H143V188H144ZM146 187H148V185H147ZM149 187H148V189L150 190ZM161 187H160V188H161ZM207 187H208V186H207ZM221 187H222V186H221ZM253 187H254V186H253ZM40 188H41V187H40ZM140 188H141V187H140ZM208 188H209V187H208ZM216 188H217V187H216ZM249 188H250V187H249ZM41 189H42V188H41ZM46 189H47V187H46ZM52 189H53V188H51V191H53ZM60 189H61V188H60ZM63 189H65V188H63ZM136 189H138V188H136ZM141 189H142V188H141ZM186 189H187V188H186ZM211 189H213V190H217L218 188L215 189V188L211 187ZM219 189H221V190H219L221 193H222V191L224 190V189L222 190V188H219ZM253 189H254V188H253ZM36 190H37V189H36ZM43 190L45 191V189H43ZM61 190H62V189H61ZM134 190H135V189H134ZM139 190H140V189H139ZM145 190H146V188H145ZM145 190H143V191H145ZM154 190H155V189H154ZM54 191H55V190H54ZM146 191H148V190H146ZM146 191L144 192L145 194H146ZM151 191H152V189H151ZM208 191H209V190H208ZM210 191H211V190H210ZM219 191H218V192H219ZM237 191H238V190H237ZM254 191H255V190H253V192H254ZM38 192H39V190H38ZM40 192H43V191H40ZM56 192H57V191H56ZM58 192H59V191H58ZM58 192H57V193H58ZM68 192H69V190H68ZM224 192H225V190H224ZM234 192H235V191H234ZM234 192H233V193H234ZM238 192H239V191H238ZM238 192H236V193H238ZM249 192L252 193V196H253L252 187H251V191L249 190ZM32 193H33V192H32ZM34 193H36V191H34ZM47 193H48V191H47ZM52 193H53V192H52ZM64 193H65V195H63V196H65L64 198H61L63 193L60 195L61 197L59 196L61 199H65V198H66L67 190H66V192H64ZM71 193H72V192H70L69 194H71ZM140 193H141V192H140ZM178 193H179V192H178ZM210 193H211V192H210ZM215 193L217 194V192H215ZM221 193H220V194H221ZM236 193H235V194H236ZM239 193H240V192H239ZM254 193L256 194V192H254ZM39 194H42V193H39ZM43 194H44V193H43ZM76 194H78V193H76ZM149 194H150V192L147 194V197H148ZM180 194H181V190H180ZM33 195H34V194H33ZM33 195H32V196H33ZM44 195H45V194H44ZM52 195H53V194H52ZM52 195H51V196H52ZM78 195H80V194H78ZM140 195H141V194H140ZM175 195H176V194H175ZM209 195H210V194H208V196H209ZM211 195H213V193H212ZM237 195H238V194H237ZM240 195L242 196V194H240ZM35 196H36V194L33 196V198H35ZM37 196H38V195H37ZM42 196H43V195H42ZM42 196H41V197H42ZM56 196H58V195H56ZM67 196H68V195H67ZM76 196H77V195H76ZM141 196L143 197V195H141ZM180 196H181V195H180ZM217 196H218V195H217ZM232 196H233V195H232ZM254 196H255V195H254ZM44 197H45V196H44ZM53 197H55V195H54ZM59 197H58V198H59ZM134 197H135V199H136V201H137L136 196H134ZM134 197H133V198H134ZM142 197H141V199H143ZM150 197H151V196H150ZM212 197H214V196H212ZM212 197H211V198L208 197L207 200H208L209 198H210V200H211ZM215 197H216V195H215ZM36 198H37V197H36ZM56 198H57V197H56ZM60 198H59V199H60ZM145 198H146V197H145ZM204 198H205V197H204ZM232 198H233V197H232ZM236 198H237V197H236ZM29 199H30V198H28V200H29ZM31 199H32V198H31ZM37 199H39V198H37ZM42 199H43V198H42ZM51 199H52V198H50V200H51ZM53 199H54V198H53ZM138 199H139V198H138ZM141 199H140V200H141ZM201 199H202V198H201ZM237 199H238V198H237ZM237 199H236V200H237ZM241 199H242V198H241ZM34 200H35V199H34ZM34 200H33V201H34ZM144 200H145V199H144ZM149 200H150V199H149ZM192 200H193V199H192ZM205 200H206V198H205ZM205 200H204V201H205ZM210 200H209V201H210ZM213 200H215V198H213V199L211 200V202H213ZM35 201H36V200H35ZM40 201H41V200H40ZM59 201H60V200H59ZM59 201H58V202H59ZM141 201H142V200H141ZM146 201H148V200L146 199ZM151 201H152V200H151ZM195 201H196V200H194V202H195ZM199 201H200V200H199ZM199 201H198V199H197V202H199ZM232 201H234V200H232ZM29 202H30V201H29ZM36 202H37V201H36ZM45 202H46V201H44L43 203H45ZM55 202H56V201H55ZM132 202H133V201H132ZM132 202H131V203H132ZM134 202H135V201H134ZM134 202H133V203H134ZM138 202H139V201H138ZM138 202H137V203H138ZM181 202H182V201H181ZM202 202H203V201H202ZM205 202H207V201H205ZM205 202H203V203H205ZM234 202H235V201H234ZM38 203H39V202H38ZM48 203H49V201H48ZM50 203H52V201H51ZM56 203H57V202H56ZM62 203H63V202L61 201L60 204L63 205ZM64 203H65V204L63 205V207H65V205H66L67 202H64ZM137 203H136V204H137ZM139 203H140V202H139ZM151 203H152V202H151ZM151 203L148 202V205L151 204ZM183 203H184V202H183ZM209 203H210V202H209ZM235 203H236V202H235ZM34 204H35V203H32V205H34ZM36 204H37V203H36ZM36 204H35V205H36ZM69 204H70V203H69ZM144 204H145V203H144ZM144 204H143V205H144ZM196 204H197V203H196ZM198 204H199V203H198ZM206 204H207V205H206ZM232 204H233V203H232ZM40 205H41V204H40ZM40 205H38V206H40ZM56 205H57V204H56ZM137 205H138V204H137ZM139 205H141V204H139ZM146 205H147V203H146ZM146 205H145V209H146ZM148 205H147V206H148ZM177 205H178V204H176V206H177ZM183 205H184V204H183ZM200 205H201V203H200ZM205 205H206V207H207V206L209 205L208 202L205 203ZM210 205H212V204L210 203ZM19 206H20V205H19ZM43 206H44V205H43ZM71 206H72V205H71ZM178 206H179V205H178ZM184 206H185V205H184ZM184 206H183V207H184ZM186 206H187V204H186ZM202 206H203V204H202ZM235 206H236V205H235ZM235 206H232V207L235 208ZM14 207H15V206H14ZM33 207H35V206H33ZM36 207H37V206H36ZM40 207H42V206H40ZM40 207H39V208H40ZM49 207H50V206H49ZM57 207H58V205L56 206V208H57ZM60 207H61V206H60ZM72 207H73V206H72ZM128 207H131V205H130V206L128 205ZM133 207L137 209V207H139V206H136V207H135V205H134ZM208 207H209V206H208ZM17 208H18V207H17ZM56 208H54V211H55ZM68 208H69V206H68ZM134 208H132V209H134ZM143 208H144V207L141 206V209H143ZM174 208L176 209V207H174ZM174 208H173V209H174ZM181 208H182V207H181ZM204 208H205V207H204ZM19 209H20V208H18L17 211H19ZM34 209L37 210L38 208H34ZM50 209H51V208H50ZM59 209H60L59 211H61L63 208H62V209L59 208ZM65 209H66V208H65ZM65 209H64V211H65ZM77 209H78V207H77ZM130 209H131V208H130ZM130 209H129V210H130ZM136 209H135V210H136ZM138 209H139V211H140V207H139ZM147 209H148V208H147ZM150 209H151V208H150ZM236 209H237V208H236ZM245 209H246V208H245ZM245 209H244V210L242 209V210L245 212V211H246ZM2 210H3V209H2ZM2 210H0V211H2ZM14 210H15V209H14ZM40 210H44V209L41 208V209H39V211H40ZM68 210H69V209H68ZM68 210L65 211V212L68 213ZM71 210H72V209H71ZM177 210H178V208H177ZM207 210H209V209H206V211H207ZM230 210L232 211V210H235V209L230 208ZM239 210H240V209H239ZM4 211H7V212H8V208H6V210H4ZM37 211H38V210H37ZM50 211H51V210H50ZM72 211H73V210H72ZM131 211H132V210H131ZM178 211H179V210H178ZM231 211H228V212H230L229 215H230V217L232 218V217H233V214H231ZM235 211H237V210H235ZM133 212H134V210H133ZM133 212H132V213H133ZM135 212H136V211H135ZM137 212H138V210H137ZM141 212H142V211H141ZM143 212H144V211H143ZM246 212H247V211H246ZM132 213H131V216H132ZM139 213H140V212H139ZM205 213H206V212H205ZM233 213H234V212H233ZM237 213H238V211H237ZM241 213H243V212H240V214H241ZM8 214H9V213H8ZM18 214H19V213H18ZM58 214H59V213H58ZM60 214H64V212H63V213H60ZM68 214H70V211H69ZM202 214H203V213H202ZM227 214H228V213H227ZM227 214H226V215H227ZM235 214H236V213H234V215H235ZM240 214L238 213V215H240ZM243 214H244V213H243ZM245 214H246V213H245ZM5 215H6V214H5ZM73 215H74V212H73ZM238 215H237V216H238ZM241 215H242V214H241ZM241 215H240V216H241ZM202 216H203V215H202ZM9 217H11V215H9ZM14 217H15V216H14ZM133 217H134V216H133ZM133 217H131V218H133ZM144 217H145V216H144ZM17 218H20V217L17 216ZM146 218H147V217H146ZM175 218H176V217H175ZM203 218H204V217H203ZM233 218H234V217H233ZM3 219H4V218H3ZM141 219H142V218H141ZM9 220H11V218H10ZM142 220H143V219H142ZM142 220H141V221H142ZM149 220H150V219H149ZM222 220H223V219H222ZM231 221H234V220H231ZM231 221H230V222H231ZM136 222H137V221H136ZM220 222H221V221H220ZM220 222H219V224H220ZM226 222H228V220L225 221V224H226ZM135 224H136V223H135ZM140 224H141V223H140ZM221 224H224V223H221ZM225 224H224V225H225ZM227 224H229V223H227ZM231 224H232V223H231ZM233 224H234V222H233ZM233 224H232V225H233ZM218 226H223V225H218ZM229 226H230V225H229ZM223 227H225V226H223ZM232 227H233V226H232ZM232 227H228V228H229V231H227V233L230 232V228H232ZM220 228H221V227H220ZM220 228L218 227V230L216 229L218 233H219V229H220ZM236 228H237V226H236ZM224 229H225V228H224ZM222 231H223V229H222ZM233 231H234V228H233ZM208 232H209V231H208ZM210 232H211V231H210ZM220 232H221V231H220ZM231 232H232V231H231ZM215 233H216V232H214V234H215ZM223 233H224V232H223ZM225 233H226V230H225ZM232 233H233V232H232ZM208 234H209V233H208ZM210 234H211V233H210ZM216 234H217V233H216ZM221 234H222V233H221ZM96 236H97V235H96ZM209 236H210V235H209ZM217 236H219V235L217 234ZM221 236H223V234H222ZM221 236H220V238H221ZM91 237H92V236H91ZM211 237L214 238L213 234H211ZM85 238H86V237H85ZM99 238H100V237H99ZM218 238H219V237H218ZM93 239H95V238H93ZM97 239H98V238H97ZM221 239H222V238H221ZM117 240H118V239H117ZM103 241H104V240H103ZM94 242H95V241H94ZM92 243H93V242H92ZM104 243H107V242L104 241ZM111 243H112V242H111ZM115 243H116V242H115ZM115 243H113V244L115 245ZM119 243H120V240H119L118 244H119ZM37 244H38V243H37ZM121 244H122V242H121ZM39 245H40V244H39ZM100 245H101V244H100ZM110 245H111V244H110ZM124 245H125V244H124ZM29 246H30V245H29ZM29 246H27V247H28L27 249H29V248L31 247V246H30V247H29ZM41 246H42V245H41ZM112 246H113V245H112ZM121 246H122V245H121ZM33 247H34V246H33ZM33 247H32V248H33ZM94 247H95V246H94ZM97 247H98V246H97ZM110 247H111V246H110ZM126 247H127V246H126ZM32 248H30L29 250H31ZM115 248H116V247H115ZM58 249H59V248H58ZM79 249H80V248H79ZM89 249H90V247H89ZM116 249H117V248H116ZM125 249H126V248H125ZM132 249H133V248H132ZM19 250H20V249H19ZM19 250H18V251H19ZM24 250H25V249H23V251H24ZM56 250H57V249H56ZM56 250H54V251H56ZM86 250H87V248H86ZM117 250H118V249H117ZM123 250H124V249H123ZM23 251L21 250V252H23ZM51 251H52V250H51ZM63 251H64V250H63ZM79 251H80V250H79ZM82 251H83V250H82ZM84 251H85V250H84ZM87 251H88V250H87ZM96 251H97V250H96ZM115 251H116V250H115ZM119 251H120V250H119ZM134 251H135V250H134ZM28 252H29V251H28ZM30 252L32 253L33 251H30ZM34 252H35V251H34ZM52 252H53V251H52ZM58 252H59V251H58ZM74 252H75V251H74ZM77 252H78V250H77ZM94 252H95V251H94ZM97 252H98V251H97ZM103 252H104V251H103ZM106 252H107V251H106ZM112 252H114V251H112ZM24 253H25V254H24ZM24 253H23V254L26 255V251H25ZM31 253H29V255H30ZM40 253H41V252H40ZM55 253H57V252H55ZM69 253H70V252H69ZM69 253H68V254H69ZM78 253H79V252H78ZM85 253H86V251H85ZM42 254H43V253H41V255H42ZM49 254H50V253H49ZM62 254H63V253H62ZM70 254H71V253H70ZM81 254L83 255V253H81ZM107 254H108V253H107ZM125 254H126V253H125ZM133 254H134V253H133ZM138 254H139V253H138ZM24 255H23V256H24ZM55 255H57V254H55ZM55 255L53 254V256H55ZM60 255H61V254H58V256H60ZM63 255H65V252H64ZM79 255H80V254H79ZM79 255H77V256H79ZM84 255H85V254H84ZM87 255H88V253H87ZM90 255H91V254H90ZM93 255H94V254H93ZM95 255H97V254H95ZM95 255H94V256H95ZM103 255H104V254H103ZM121 255H122V254H121ZM131 255H132V254H131ZM14 256L17 257L18 255H17V256L14 255ZM26 256H28V255H26ZM51 256H52V255H51ZM58 256H57V257H58ZM80 256H81V255H80ZM97 256H98V255H97ZM126 256L128 257L129 255L126 254ZM126 256H125V257H126ZM132 256H133V255H132ZM15 257H13V258H15ZM32 257H33V255H32ZM45 257H46V256H45ZM55 257H56V256H55ZM63 257H64V256H63ZM63 257H61V258H63ZM71 257H72V255H71ZM82 257H83V256H82ZM84 257H85V256H84ZM86 257H88V256H86ZM100 257H101V255H100ZM111 257H112V256H111ZM118 257H119V256H118ZM27 258H28V257H27ZM29 258H30V257H29ZM37 258H38V257H37ZM39 258H40V257H39ZM61 258H60V259H61ZM65 258H66V257H65ZM67 258H68V257H67ZM77 258H78V257H77ZM79 258H80V257H79ZM94 258H95V257H94ZM103 258H104V257H103ZM116 258H117V257H116ZM133 258H134V257H133ZM133 258H132V259H133ZM15 259H16V258H15ZM15 259H14V260H15ZM17 259H18L19 261H21L22 263H23V261H24V260H22L23 258H22V259H21V258H17ZM31 259H32V258H31ZM41 259H42V258H41ZM73 259H74V258H73ZM73 259H72V260H73ZM80 259H81V258H80ZM90 259H91V258H90ZM106 259H107V258H106ZM128 259H130V258H128ZM10 260H11V259H10ZM14 260H13V261H14ZM28 260H29V259H28ZM28 260L25 259V262L27 261L26 263H28V262H29ZM33 260H34V259H33ZM39 260H40V259H39ZM54 260H56V259H53V262H54ZM61 260H63V259H61ZM66 260H67V259H66ZM69 260H70V259H69ZM72 260H71V261H72ZM99 260H100V259H99ZM110 260H111V259H110ZM110 260H109V261H110ZM124 260H127V259H124ZM15 261H16V260H15ZM30 261H32V260H30ZM56 261H58V259H57ZM56 261L54 262V264L56 263ZM59 261H60V260H59ZM59 261H58V262H59ZM73 261H74V260H73ZM78 261H79V259H78ZM129 261H130V260H129ZM21 262H20V263L18 262V263H19V264H22ZM40 262H41V261H40ZM58 262H57V263H58ZM60 262H61V261H60ZM62 262H64V261H62ZM76 262H77V260H76ZM86 262H87V261H86ZM4 263H5V262H4ZM11 263H12V261H11ZM18 263H17V264H18ZM29 263H30V262H29ZM31 263L33 264V262H31ZM31 263H30V264H31ZM41 263H42V262H41ZM43 263H46V260H45V262H43ZM65 263L67 264V262H65ZM65 263H64V264H65ZM82 263H83V262H82ZM13 264H14V263H13ZM23 264H24V263H23ZM39 264H40V263H39ZM50 264H53V263H50ZM59 264H62V263H59ZM68 264H70V263H68ZM76 264H78V263H76ZM84 264H86V263H84Z\"/></svg>",
	"mask_w": 264,
	"mask_h": 264
}]
</instances>
